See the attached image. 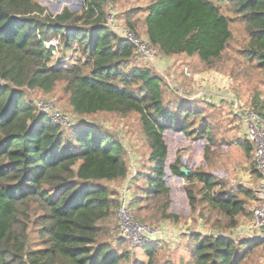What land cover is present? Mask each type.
<instances>
[{
    "label": "trees",
    "instance_id": "trees-1",
    "mask_svg": "<svg viewBox=\"0 0 264 264\" xmlns=\"http://www.w3.org/2000/svg\"><path fill=\"white\" fill-rule=\"evenodd\" d=\"M114 1L82 0L80 13L63 8L50 15L36 0H0V264L128 260L126 253L102 239V224L119 208V192L99 184L119 185L128 178L126 152L110 132L90 124L62 129L35 106L33 93L50 94L58 84L77 116L139 117L149 168L134 178L143 179L145 186H136L139 195L128 206L139 212L143 201L150 200L164 219L178 220L167 213L171 200L164 183L168 147L163 133L174 130L197 139L209 135L212 141L213 126L194 103L165 101L164 80L133 63L134 45L107 26ZM136 12L144 13V41L158 55L196 56L206 67L221 59L232 39L230 26L238 19L248 41L241 53L264 73V0H152L127 14L125 25L134 34L131 17ZM55 37L61 38L66 53L77 49L79 58L73 61L69 55L51 63L54 57L43 42ZM252 110L264 119L262 110ZM195 118L202 123L196 126ZM238 145L246 154L253 152L254 160L248 140ZM181 167L176 158L168 169L186 181L184 193L192 210L202 204L218 212L227 230L250 215L240 198H250V190H226L210 174L193 171L185 176ZM190 241L188 264H252L255 252L264 247L261 240L234 242L222 235L191 234ZM143 247L147 264H152L154 248Z\"/></svg>",
    "mask_w": 264,
    "mask_h": 264
},
{
    "label": "rangeland",
    "instance_id": "rangeland-1",
    "mask_svg": "<svg viewBox=\"0 0 264 264\" xmlns=\"http://www.w3.org/2000/svg\"><path fill=\"white\" fill-rule=\"evenodd\" d=\"M36 2L45 7L50 15L60 13L63 8L80 13L82 8V0H36ZM151 2L152 0H115L108 8L107 20L113 22L110 30L124 39L135 38L143 41L144 13L136 12L131 17L136 34L127 28L125 19L128 13L143 9ZM230 16L233 17V14ZM230 29L232 39L226 51L221 59L210 67L200 63L196 56L162 57L153 50L150 57L144 59L137 54L133 61L135 65L149 68L164 80L167 87L165 101H171L173 104L176 99H182L194 103L200 110L202 119L213 126L210 134L212 141L208 140L209 135L197 139L174 130L163 133L168 147L164 183L170 189L171 200L167 213L176 215L177 221L164 219L158 205L150 200L143 201L141 204L143 207L139 212L128 206L130 199L139 195L136 186H145L143 179L135 181L134 178L140 173H147L149 168V147L136 114L126 117L109 113L77 116L68 105L67 97L62 92V84H58L50 94L35 92L31 95L33 102L40 101L42 110L51 114L54 123L62 129L68 130L76 124L98 126L110 132L123 145L130 163L128 178L119 185L118 182L99 183L119 192V208L112 219L102 224L104 233L102 239L116 246L118 252L128 255V260L123 264H147L148 261L143 243H140V238L134 234L132 227L134 225L146 226L153 231L162 230L176 237L164 235L162 239L155 237L150 242V247L154 248L152 264L192 263L189 249L191 234L222 235L234 242L250 238L248 236L252 220L250 212L254 207V191L260 178L256 173L253 152L246 154L238 145V142L245 140V132L241 119L232 109V102L236 101L245 111L260 109L264 113V73L257 68L254 60H246L241 53L248 42L244 24L238 19L234 20ZM60 50L59 55L51 59V63L69 55L73 61L79 58L77 49L73 54L72 51L66 53ZM194 123L197 126L202 122L200 118H195ZM176 158L180 159L182 166L187 170L201 171L220 180L226 190L238 186L250 190L252 192L250 198L240 195L250 215L243 217L236 229L227 230L224 219L218 212L202 204L196 210H192L184 193L186 181L174 177L168 169L169 164ZM123 192L126 193L125 211H122L121 203ZM125 220L131 222L129 233L125 232L127 229ZM35 239V235L31 233V240ZM120 239L124 240L122 244L119 243ZM260 252L261 257L256 261ZM263 258L264 247L255 252L252 264H264Z\"/></svg>",
    "mask_w": 264,
    "mask_h": 264
},
{
    "label": "built area",
    "instance_id": "built-area-1",
    "mask_svg": "<svg viewBox=\"0 0 264 264\" xmlns=\"http://www.w3.org/2000/svg\"><path fill=\"white\" fill-rule=\"evenodd\" d=\"M107 26L111 28L113 26V22L107 20ZM129 32H127L128 34ZM130 34V33H129ZM130 36V35H128ZM123 37V36H122ZM124 38V37H123ZM134 47L136 48L137 54L142 56L144 59L151 56V53L155 51L146 41L137 40L135 38L128 39ZM44 46L48 49L52 57H57L59 55V51L62 47L61 38L55 37L43 42ZM153 50V51H152ZM68 59V58H66ZM66 59H61L60 61H64ZM232 109L237 117H239L244 126L245 132V140H248L254 146V162L256 165V170L258 174L261 176L258 187L254 191V207L251 210L252 220L249 225L250 232H248V236L250 238H244L242 240H261L264 241V119L260 117L254 110H244L238 106L236 101L232 102ZM41 102L38 101L35 103V106L44 113L50 120L54 122V117L42 110ZM121 203H122V211L124 210V205L126 203V193L123 192L121 195ZM127 220H125L126 222ZM125 232L129 233V227L131 222H126ZM134 234L138 236L139 242L143 243L142 246L150 244L155 239H162V236H168L171 234L164 233L162 230H150L146 226L134 225ZM242 233V232H241ZM125 236L124 233L122 234ZM177 236V235H176ZM171 237H175L171 235ZM176 238V237H175ZM240 241V240H238Z\"/></svg>",
    "mask_w": 264,
    "mask_h": 264
},
{
    "label": "water",
    "instance_id": "water-1",
    "mask_svg": "<svg viewBox=\"0 0 264 264\" xmlns=\"http://www.w3.org/2000/svg\"><path fill=\"white\" fill-rule=\"evenodd\" d=\"M0 85H1V83H0ZM180 172H181L183 175H185V176H189V175L192 174V171L187 170V169L184 168V167H181Z\"/></svg>",
    "mask_w": 264,
    "mask_h": 264
},
{
    "label": "crops",
    "instance_id": "crops-1",
    "mask_svg": "<svg viewBox=\"0 0 264 264\" xmlns=\"http://www.w3.org/2000/svg\"><path fill=\"white\" fill-rule=\"evenodd\" d=\"M262 260V259H261ZM263 260H264V258H263Z\"/></svg>",
    "mask_w": 264,
    "mask_h": 264
}]
</instances>
